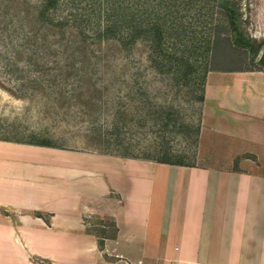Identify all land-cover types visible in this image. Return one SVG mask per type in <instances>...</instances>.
Here are the masks:
<instances>
[{
  "label": "crops",
  "instance_id": "crops-1",
  "mask_svg": "<svg viewBox=\"0 0 264 264\" xmlns=\"http://www.w3.org/2000/svg\"><path fill=\"white\" fill-rule=\"evenodd\" d=\"M203 101L195 164L87 154L77 171L0 140V264H264V69H210Z\"/></svg>",
  "mask_w": 264,
  "mask_h": 264
},
{
  "label": "rangeland",
  "instance_id": "rangeland-1",
  "mask_svg": "<svg viewBox=\"0 0 264 264\" xmlns=\"http://www.w3.org/2000/svg\"><path fill=\"white\" fill-rule=\"evenodd\" d=\"M228 1L210 14L200 0H58L42 17L44 0H0V140L46 143L38 146L73 156L77 171L87 154L195 164L204 68L187 78L177 59L155 51L154 34L130 32L165 16L163 41L177 58L182 46L171 44L186 30L182 38L212 37L209 70L264 69L263 0H233L239 34L251 42L240 48L226 27ZM108 24L121 27L106 38ZM88 220L94 232L114 234L111 218Z\"/></svg>",
  "mask_w": 264,
  "mask_h": 264
},
{
  "label": "trees",
  "instance_id": "trees-1",
  "mask_svg": "<svg viewBox=\"0 0 264 264\" xmlns=\"http://www.w3.org/2000/svg\"><path fill=\"white\" fill-rule=\"evenodd\" d=\"M192 1H195V0H192ZM200 1L204 2L207 5H210L211 9L210 11H207V13L210 12V14L211 13L213 14L214 12L213 10L218 0H200ZM57 3H58V0H44L41 6V10H40L42 17L47 16L51 8H54L57 5ZM226 16H227L226 27L227 28L231 27L230 32H231L232 45L238 48L242 47L244 44L250 45L251 42L250 43L248 41L244 42V40L242 39V36L239 34V26L237 22L238 21L237 10H236L235 3L233 2V0H229L227 3ZM210 17H213V16H210ZM160 19L161 20L163 19L164 21L162 23L156 22L154 24L147 23L145 25H140V24L134 25L133 28L131 25V27H129V28H132L130 32V37L133 39H136L139 36L145 35L147 38H149L148 41H152L150 39V36H151V33L154 34L155 36H153L152 39L154 37H156V39L155 40L153 39L152 43L155 42V47H156L155 51L160 52L159 54H166L165 56H168L169 59H173V58L177 59V61L181 64L180 68H182V69H177L178 72L181 73L182 71H184L183 75L188 78V75L190 76L191 74L195 73V70L199 69V67L202 66V69L204 68L203 69L204 80L206 81L207 75L209 72L208 64H209L211 47H212V37H209L207 39H192L191 37L182 38L181 35L185 33L186 31V30H182L183 33H178L177 35L179 37V41L178 40L172 41V44H171L174 48L175 46H177L178 49H180L182 46V49L180 50H182V52L185 55H183L180 58H177L176 52L169 51L170 47H167L165 42L163 41L165 31H166L165 16L159 18V20ZM179 24L182 25V23H179ZM119 27L117 24L116 25L108 24L103 28L102 31H100V34H102L106 38L113 37L115 36V32L119 30ZM210 29L211 28H208V30ZM190 54H194L196 56L195 59H192ZM221 70L235 71V70H241V68H234V67L233 68H221ZM201 99H204V95L202 96ZM34 144L47 145L46 143H34ZM160 162L170 163L169 161H160ZM172 164L181 165L182 163L174 162Z\"/></svg>",
  "mask_w": 264,
  "mask_h": 264
}]
</instances>
